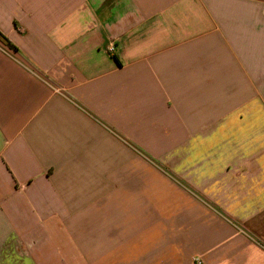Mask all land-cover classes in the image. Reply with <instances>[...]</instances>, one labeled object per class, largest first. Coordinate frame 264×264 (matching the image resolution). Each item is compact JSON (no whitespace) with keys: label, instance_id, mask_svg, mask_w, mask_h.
Masks as SVG:
<instances>
[{"label":"crops","instance_id":"obj_1","mask_svg":"<svg viewBox=\"0 0 264 264\" xmlns=\"http://www.w3.org/2000/svg\"><path fill=\"white\" fill-rule=\"evenodd\" d=\"M0 33V264H264V0H0Z\"/></svg>","mask_w":264,"mask_h":264},{"label":"built area","instance_id":"obj_2","mask_svg":"<svg viewBox=\"0 0 264 264\" xmlns=\"http://www.w3.org/2000/svg\"><path fill=\"white\" fill-rule=\"evenodd\" d=\"M108 52H113L114 46L112 44H109L107 47ZM195 264H201V261L199 259H194Z\"/></svg>","mask_w":264,"mask_h":264},{"label":"trees","instance_id":"obj_3","mask_svg":"<svg viewBox=\"0 0 264 264\" xmlns=\"http://www.w3.org/2000/svg\"><path fill=\"white\" fill-rule=\"evenodd\" d=\"M0 39L3 41L4 44H6L8 47H13V45L9 42V40L4 37L1 33H0Z\"/></svg>","mask_w":264,"mask_h":264}]
</instances>
